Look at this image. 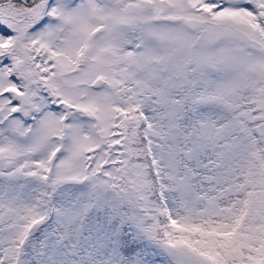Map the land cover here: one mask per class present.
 <instances>
[{
  "label": "snow or ice",
  "instance_id": "snow-or-ice-1",
  "mask_svg": "<svg viewBox=\"0 0 264 264\" xmlns=\"http://www.w3.org/2000/svg\"><path fill=\"white\" fill-rule=\"evenodd\" d=\"M0 264H264V0H0Z\"/></svg>",
  "mask_w": 264,
  "mask_h": 264
}]
</instances>
